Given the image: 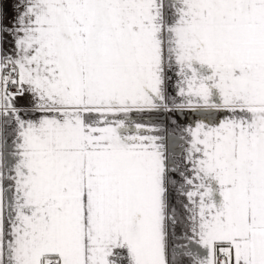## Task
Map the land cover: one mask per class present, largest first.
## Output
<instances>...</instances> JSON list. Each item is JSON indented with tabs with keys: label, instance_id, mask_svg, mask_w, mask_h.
Here are the masks:
<instances>
[{
	"label": "snow or ice",
	"instance_id": "obj_1",
	"mask_svg": "<svg viewBox=\"0 0 264 264\" xmlns=\"http://www.w3.org/2000/svg\"><path fill=\"white\" fill-rule=\"evenodd\" d=\"M0 264H264V0H0Z\"/></svg>",
	"mask_w": 264,
	"mask_h": 264
}]
</instances>
